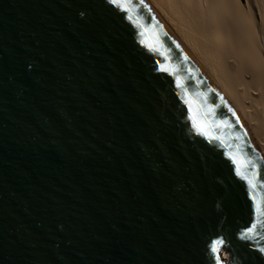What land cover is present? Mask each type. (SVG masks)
Masks as SVG:
<instances>
[{
  "label": "water",
  "instance_id": "1",
  "mask_svg": "<svg viewBox=\"0 0 264 264\" xmlns=\"http://www.w3.org/2000/svg\"><path fill=\"white\" fill-rule=\"evenodd\" d=\"M0 264H264V157L143 0H0Z\"/></svg>",
  "mask_w": 264,
  "mask_h": 264
},
{
  "label": "bare ground",
  "instance_id": "2",
  "mask_svg": "<svg viewBox=\"0 0 264 264\" xmlns=\"http://www.w3.org/2000/svg\"><path fill=\"white\" fill-rule=\"evenodd\" d=\"M143 2L210 77L264 157V0Z\"/></svg>",
  "mask_w": 264,
  "mask_h": 264
}]
</instances>
